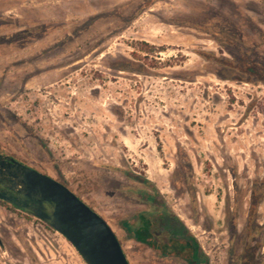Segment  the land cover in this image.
<instances>
[{"label":"rangeland","instance_id":"rangeland-1","mask_svg":"<svg viewBox=\"0 0 264 264\" xmlns=\"http://www.w3.org/2000/svg\"><path fill=\"white\" fill-rule=\"evenodd\" d=\"M0 151L76 192L131 264H197L155 240L163 213L200 263L264 264V0H0ZM0 264L87 262L0 199Z\"/></svg>","mask_w":264,"mask_h":264},{"label":"water","instance_id":"water-1","mask_svg":"<svg viewBox=\"0 0 264 264\" xmlns=\"http://www.w3.org/2000/svg\"><path fill=\"white\" fill-rule=\"evenodd\" d=\"M0 199L46 222L87 264H131L109 223L69 186L0 151Z\"/></svg>","mask_w":264,"mask_h":264},{"label":"flooded vegetation","instance_id":"flooded-vegetation-1","mask_svg":"<svg viewBox=\"0 0 264 264\" xmlns=\"http://www.w3.org/2000/svg\"><path fill=\"white\" fill-rule=\"evenodd\" d=\"M16 158V157H15ZM156 226L153 230L155 240L163 247H167L173 240L182 241L183 245H193L194 255L190 258L194 263L203 264L199 262L198 243L191 232L188 230L186 224L173 214L163 213L159 215L156 220ZM150 228L142 230V237L149 239L148 232ZM162 237V238H161Z\"/></svg>","mask_w":264,"mask_h":264},{"label":"crops","instance_id":"crops-1","mask_svg":"<svg viewBox=\"0 0 264 264\" xmlns=\"http://www.w3.org/2000/svg\"><path fill=\"white\" fill-rule=\"evenodd\" d=\"M180 251H179V253H181L182 254V252H186L187 250H191V252H190V258L194 255V247H193V245H188V246H186V245H183V242L181 241L180 242ZM166 248H164V252H166L167 250H165Z\"/></svg>","mask_w":264,"mask_h":264},{"label":"trees","instance_id":"trees-1","mask_svg":"<svg viewBox=\"0 0 264 264\" xmlns=\"http://www.w3.org/2000/svg\"><path fill=\"white\" fill-rule=\"evenodd\" d=\"M147 228H149V226H147ZM141 236H142V233H141ZM143 238V237H142Z\"/></svg>","mask_w":264,"mask_h":264}]
</instances>
